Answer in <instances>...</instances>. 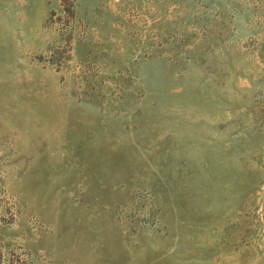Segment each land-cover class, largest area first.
<instances>
[{
    "label": "rangeland",
    "instance_id": "374dc122",
    "mask_svg": "<svg viewBox=\"0 0 264 264\" xmlns=\"http://www.w3.org/2000/svg\"><path fill=\"white\" fill-rule=\"evenodd\" d=\"M0 264H264V0H0Z\"/></svg>",
    "mask_w": 264,
    "mask_h": 264
}]
</instances>
